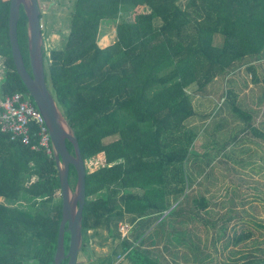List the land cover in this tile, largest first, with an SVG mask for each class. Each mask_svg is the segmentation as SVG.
Listing matches in <instances>:
<instances>
[{"label": "trees", "instance_id": "1", "mask_svg": "<svg viewBox=\"0 0 264 264\" xmlns=\"http://www.w3.org/2000/svg\"><path fill=\"white\" fill-rule=\"evenodd\" d=\"M9 13L10 0H0V58L6 66L0 96L28 92L12 56ZM110 18L117 20L116 40L101 45L100 27ZM156 18L161 24L155 25ZM216 35L222 37L218 44ZM28 38L21 6L18 39L31 71ZM248 55L264 56V0L74 1L64 46L45 50L44 57L48 85L85 163L103 154L102 165L86 167L83 246L89 230L105 228L134 264H165L145 246L143 219L162 217L171 207L170 196L183 198L162 217V226L184 204L192 206L193 217L210 206L205 196L185 193V161L197 136L186 125L194 113L188 88L196 84L202 90ZM228 94L234 111L249 118L235 103V92ZM67 145L75 153L69 140ZM69 180L75 187L72 164ZM1 198L26 199L29 206L0 200V264H53L62 219L55 156L0 131ZM127 214L131 222L140 221L134 240L115 232ZM251 236V230L243 231L236 242ZM69 239L67 232L66 249ZM247 257L240 264H253L259 256ZM101 264H113L112 258Z\"/></svg>", "mask_w": 264, "mask_h": 264}, {"label": "rangeland", "instance_id": "2", "mask_svg": "<svg viewBox=\"0 0 264 264\" xmlns=\"http://www.w3.org/2000/svg\"><path fill=\"white\" fill-rule=\"evenodd\" d=\"M74 1L39 0L46 51L64 46L70 31ZM180 2L185 4L186 0ZM161 21V18H156L155 25L161 24ZM116 25L114 18L102 21L99 32L101 45L116 40ZM221 41V35H216L215 43ZM5 70L4 58L1 57L0 84ZM231 80L235 90H240L235 103L250 113L249 118L238 115L233 109L232 97L227 96L229 87H232ZM217 83L215 101L208 119L204 121L208 120L206 133L216 143L210 153V170L215 179L212 194L218 201L217 206L210 208L205 215L214 224L204 225L199 221L176 223L177 238L170 240V243L159 226L154 231L155 238L149 239L146 245L165 264H240L250 258L247 257L249 253L259 256L253 264H264V226L257 224L264 225V56L248 55L230 73L220 75ZM245 84L250 86V92L244 91ZM196 87L193 84L189 90L193 92ZM115 137L117 135L105 141ZM207 140L205 138L203 141ZM102 164L103 154L86 161V167L90 170ZM0 200L22 207L29 206L26 199L13 202L4 198ZM244 209L251 213L243 212ZM120 221L132 224L128 214ZM120 221L115 232L120 233ZM247 230H251L252 236L236 242L237 236ZM86 238L87 243L79 253L77 264H101L110 257L113 264H134L121 249L120 240L109 236L107 229L89 230Z\"/></svg>", "mask_w": 264, "mask_h": 264}, {"label": "water", "instance_id": "3", "mask_svg": "<svg viewBox=\"0 0 264 264\" xmlns=\"http://www.w3.org/2000/svg\"><path fill=\"white\" fill-rule=\"evenodd\" d=\"M21 6H23L28 17V47L31 71L26 66L18 39V21ZM9 37L16 70L36 106L45 117L59 170L62 219L53 264H62L66 258L68 259L66 264H77L84 242L83 211L86 202V163L79 140L65 118L46 79L45 47L39 0H10ZM67 140L73 144L75 153L69 150ZM71 164L74 165L77 171L75 188H72L69 180ZM67 232L70 233L68 249H66Z\"/></svg>", "mask_w": 264, "mask_h": 264}, {"label": "crops", "instance_id": "4", "mask_svg": "<svg viewBox=\"0 0 264 264\" xmlns=\"http://www.w3.org/2000/svg\"><path fill=\"white\" fill-rule=\"evenodd\" d=\"M219 79V76L216 77L212 82H210L205 88L202 90H193L191 92L188 88V92L191 96V101L194 108V113L192 116H190L186 120V125L189 128H192L194 131H196L197 136L190 147V151L188 153L187 159L185 161V170L187 174V188L186 192L188 193L191 198L193 196H205L207 200L210 202V206L206 207L205 209H202L199 211L198 216L193 217L190 213L191 211V205L184 204V208L181 210L180 213L176 214L173 218L167 217V222L165 226H162L160 222L162 217L165 216V214L168 213V211L173 208L180 200H182V196L176 200L174 196L169 197V202L171 203V207L169 210H166L164 215L162 217L157 216V214L150 215L148 217H145L143 220H146V222L143 224L142 229L145 230V239L146 243L145 246H147V242H149V239L155 238L154 231L160 226L164 231V236L166 238H169V240H173L177 238V235H170L169 231L173 232L174 230L177 231L176 223L177 224H184L185 222H194L199 221L201 223H204V225H207L208 223L214 224L213 220H210L205 216L210 208H214L217 206L216 201L218 199H215L213 197V190L215 189V179L211 168V149L215 147V140L211 138L210 134L206 133L205 125L206 122L205 119H208L209 112L211 111L212 105L216 98V93L214 92L216 85L218 84L217 81ZM217 83V84H216ZM232 87H229V90H233L235 92V95L240 93V90H235L234 88V82L231 80ZM252 85V84H251ZM192 87V85L190 86ZM244 91L250 92V86L247 87V84L244 86ZM247 95V94H246ZM238 96V95H236ZM250 115V113H249ZM220 124V123H218ZM205 138H207V141H203ZM203 141V142H201ZM214 149V148H213ZM228 189V188H227ZM215 201V202H213ZM243 212L251 213L248 210H242ZM204 213V215H203ZM194 215V214H193ZM175 223V226L173 225ZM140 228V221L138 222H132V228L129 231L128 238L130 240H134L136 229ZM225 229V227H222ZM173 230V231H172ZM172 236H175L174 238ZM170 243V242H169Z\"/></svg>", "mask_w": 264, "mask_h": 264}, {"label": "built area", "instance_id": "5", "mask_svg": "<svg viewBox=\"0 0 264 264\" xmlns=\"http://www.w3.org/2000/svg\"><path fill=\"white\" fill-rule=\"evenodd\" d=\"M0 131L32 149L42 148L49 155H54L45 117L29 92L17 91L0 96ZM131 228V223L120 221L119 231L123 238L128 236Z\"/></svg>", "mask_w": 264, "mask_h": 264}]
</instances>
